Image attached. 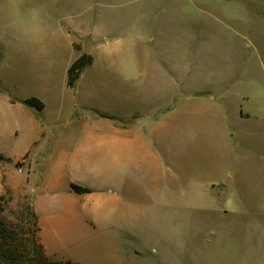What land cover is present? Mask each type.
<instances>
[{"label": "rangeland", "instance_id": "rangeland-1", "mask_svg": "<svg viewBox=\"0 0 264 264\" xmlns=\"http://www.w3.org/2000/svg\"><path fill=\"white\" fill-rule=\"evenodd\" d=\"M121 15L119 31L111 36L113 52L123 56L120 69L103 71L98 63L68 87L66 70L80 55L74 49L81 40L78 28L92 23L109 32ZM83 39L98 57L90 40ZM99 39L105 41L102 35ZM258 51L264 62V0H0V154L9 158L0 161V195L9 199L1 212L8 228L20 234L29 226L25 204L30 202L5 179L15 189L30 191L48 169L51 153L83 147L84 112L132 119L146 93H131V85H165L172 95L166 116L198 119L206 134L199 156L188 155L182 162L198 168L204 181L210 174L225 185L215 186L209 203L185 204L175 170L166 163L172 181L160 189L161 199L140 195L133 206L122 203L115 187L108 186V218L92 223L87 203L78 205L74 229L64 230L68 245L61 244L49 259L264 264V69L255 70L262 61ZM132 54L138 62L133 63ZM93 85L108 89L96 91ZM116 86L123 90L114 91ZM186 89L209 92L201 100H186ZM30 97L41 100L44 109L23 103ZM28 151L26 186L28 168L19 172L15 160ZM173 152L172 161H179ZM64 164L66 180L95 186L99 174ZM58 193L63 194L62 188Z\"/></svg>", "mask_w": 264, "mask_h": 264}, {"label": "crops", "instance_id": "crops-1", "mask_svg": "<svg viewBox=\"0 0 264 264\" xmlns=\"http://www.w3.org/2000/svg\"><path fill=\"white\" fill-rule=\"evenodd\" d=\"M122 20V15L116 17L115 27L108 30L110 33L105 32L104 27L102 29L100 26L93 27L92 23L85 28L84 26L78 28L76 33L80 34L81 40L76 42L78 47L73 48L80 55L82 53L91 55L92 63L81 70L74 86L83 76L84 71L90 67L94 69L98 63L102 65L103 71L106 69L118 71L120 69L117 62L123 56L113 52L111 40L114 37L111 36L118 33ZM99 35H102L105 41H100ZM84 37L90 40V45L99 53L98 57L87 50V40L85 41ZM73 44L74 42L72 46ZM257 54L258 60L262 61L260 65L255 66V70L264 69L262 55L259 51ZM134 56V54L131 55L133 63L134 61L138 62ZM93 87L100 92L108 89L104 86L95 87L93 85ZM112 89L116 92L123 90L118 86ZM206 92L209 91L186 89L185 99L201 100ZM131 93H146L147 95L139 97V104L141 105L133 114L132 119H123L118 114L113 115L106 111L84 112L81 117L85 120L87 127L84 132L83 147L80 146L68 154L54 155L51 153L48 157V169L42 172L40 182L34 185L30 191L27 187L13 188L6 181L1 171L5 179L4 183L13 192L18 191L28 198L37 216L38 240L49 258L53 259L54 251L58 250L61 244L68 245L65 240H67L66 235L69 234L65 233L64 230L70 233L71 228L74 229L79 212L78 205L83 208L85 202L87 203V207L84 209L90 214L89 220H92V223L94 220L103 221L108 218L110 197L104 192L108 186L115 187L122 203L126 202L133 206L138 203L140 195H147L148 199H161L163 193L160 189H166V186H169V182L172 181L173 170L171 171V168L169 171L166 168V163H169L175 170L173 177H175L176 182H179V198L185 204L209 203L212 200L211 194L215 186L225 185L222 182H216L210 177V174H208L207 181H204L203 176L201 179L198 168L189 169L182 162V159L188 158V155L199 156L201 153L199 142L204 141L203 137L206 134H204V128L200 126V123H203L198 119L194 123L181 117L178 121H173L172 118L166 116L165 111L170 108L166 105L169 106L172 101L171 91L168 87L155 85L143 88L133 84L131 85ZM149 94H154V96L149 98ZM10 101L13 102V100ZM244 115L245 118L250 116L249 113H244ZM76 117L79 118V116ZM240 118L243 119V115ZM189 124L196 126L189 128ZM172 141L176 142L174 149H172ZM198 146L200 149L197 148ZM188 148L191 149L190 152H188ZM173 150L178 153L179 161L177 157H175L174 162L172 161ZM29 152L15 160V165L17 162L20 163L19 172L23 171L22 167L28 168L26 186L31 174ZM68 162L83 166V169L89 172L99 174L98 178L95 179L97 181L94 183L95 186L85 182L66 180L63 166L64 163L68 164ZM166 180L168 183H165ZM72 183L87 187L90 192L75 193L70 187ZM60 188H62L63 194L58 193ZM164 194H166L165 191ZM163 198L165 199V196Z\"/></svg>", "mask_w": 264, "mask_h": 264}, {"label": "trees", "instance_id": "trees-1", "mask_svg": "<svg viewBox=\"0 0 264 264\" xmlns=\"http://www.w3.org/2000/svg\"><path fill=\"white\" fill-rule=\"evenodd\" d=\"M92 63V57L89 54L82 53L76 58L66 70V85L73 87L79 77L81 70ZM26 105L42 110L44 104L36 97H30L23 100ZM9 158L0 154V161H8ZM19 162L16 163V165ZM71 189L75 193L90 192L87 187L77 184H71ZM9 201L4 195H0V264H79L71 260L62 262H52L45 254L42 244L38 240V222L37 216L29 204H25L28 216L30 218L29 226L25 229L22 227L21 232L16 233L14 229L8 228L7 223L1 216L4 211L3 207Z\"/></svg>", "mask_w": 264, "mask_h": 264}]
</instances>
